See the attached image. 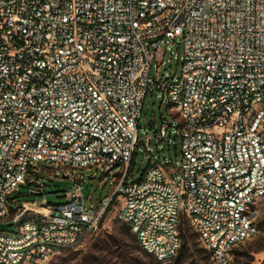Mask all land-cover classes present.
I'll return each mask as SVG.
<instances>
[{"label": "built area", "instance_id": "built-area-1", "mask_svg": "<svg viewBox=\"0 0 264 264\" xmlns=\"http://www.w3.org/2000/svg\"><path fill=\"white\" fill-rule=\"evenodd\" d=\"M171 42L181 71L164 77ZM151 86L179 121L164 119L155 141L179 138L182 158L151 156L134 180L139 146L152 154L139 126ZM39 161L65 178L94 166L112 190L86 205L80 175L62 202L19 205L21 186L42 188ZM262 199L264 0H0V219L17 227L0 228V264L86 244L115 203L160 263L177 258L184 218L214 264H233Z\"/></svg>", "mask_w": 264, "mask_h": 264}, {"label": "rangeland", "instance_id": "rangeland-1", "mask_svg": "<svg viewBox=\"0 0 264 264\" xmlns=\"http://www.w3.org/2000/svg\"><path fill=\"white\" fill-rule=\"evenodd\" d=\"M173 54L168 50L160 68L161 76H178L181 71L180 60L177 56L183 53L182 45L176 42L170 43ZM169 60H171L169 62ZM156 60L151 62L150 76L154 78L156 73ZM162 91L155 90L152 86L147 92L141 120L139 122L141 137L146 138V134L151 135L152 154L144 153V146L141 144L130 165V178L139 179L144 169L148 166L151 156L172 160L174 163L180 162L182 158L180 139L172 135L163 141L156 143L155 134L159 132L162 118L169 123H178V114L170 103L168 97L163 96ZM39 173L36 175L42 184L39 193L30 194V186L24 185L19 190L13 192L10 198H16L18 204H26L33 209H41L42 204L58 203L64 200L66 190L73 188L78 183L74 177L83 176L81 193L84 197H92V201L86 200V205H94L99 200L109 196L113 182L102 181L103 174L96 167L76 168L74 175L68 178L55 171L52 163L37 162ZM97 171V175H92ZM258 217L256 224L258 231L255 236L236 245L233 253L234 264H264V199L258 203ZM119 204L115 203L104 217L103 224L98 227L90 240L77 248L57 251L53 258L46 264H89L84 262L87 252H92L95 257L92 264H162L151 255H146L135 237L125 228L118 219ZM0 228L4 231H15L16 225L12 222L0 219ZM190 235L187 240V249L182 258L179 254L173 264H214L209 252L203 247L194 230L190 228ZM184 239L181 237V245ZM263 246V251L253 253L252 250ZM240 254V255H238Z\"/></svg>", "mask_w": 264, "mask_h": 264}, {"label": "trees", "instance_id": "trees-1", "mask_svg": "<svg viewBox=\"0 0 264 264\" xmlns=\"http://www.w3.org/2000/svg\"><path fill=\"white\" fill-rule=\"evenodd\" d=\"M163 120H164V118H162V122H163ZM151 166V162H150V160H149V162H148V166L144 169V171H143V173H142V176L144 175V173L146 172V170L149 168ZM142 176L139 178V179H141L142 178ZM28 186H29V183L27 184ZM66 192V191H65ZM64 198H65V194H64ZM110 210V208L106 211V213H105V215L108 213V211ZM105 215L103 216V218H102V220H101V223H100V226L103 224V221H104V217H105ZM122 222V221H121ZM122 225H123V228H125V229H127L134 237H135V235L132 233V231H131V228H130V226L128 225V224H126V223H124V222H122ZM190 226L186 223V220L183 218L182 219V222H181V225H180V235H181V237L184 239V242H183V244L181 245V248H180V256H179V259L180 258H182V255H183V253H184V251L187 249V240H188V238H189V235H190V233H189V231H190ZM135 239H136V237H135ZM136 241H137V243L139 244V242H138V240L136 239ZM140 245V244H139ZM141 246V245H140ZM142 248V247H141ZM143 249V248H142ZM234 251H236V247L234 248V250H233V253H234ZM260 251H263V246H260V247H258V248H256V249H254V250H252V252L253 253H257V252H260ZM145 252V254L146 255H150V254H148L146 251H144ZM92 252L90 251V252H87L86 254H85V256H84V262H88L89 264H92L93 263V259L92 258H95V257H93V256H91L92 254H91ZM238 255H240V254H238ZM233 264H234V262H233Z\"/></svg>", "mask_w": 264, "mask_h": 264}]
</instances>
